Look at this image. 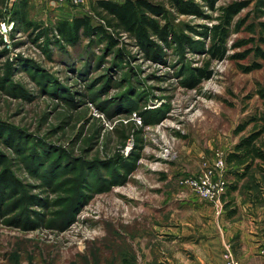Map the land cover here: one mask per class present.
<instances>
[{"label": "rangeland", "instance_id": "374dc122", "mask_svg": "<svg viewBox=\"0 0 264 264\" xmlns=\"http://www.w3.org/2000/svg\"><path fill=\"white\" fill-rule=\"evenodd\" d=\"M24 1L34 26L0 30V123L13 131L0 129V173L18 186L0 197V264H140L144 244L155 254L170 239L162 227L184 224L189 187L180 179L213 167L253 124L237 126L264 112V0H216L203 4L205 17L175 13L197 50L161 42L159 57L127 35L117 46L100 35L58 39L55 23L91 13V0ZM236 1L245 6L225 58L212 61L211 78L184 86L206 63L199 32ZM7 5L0 0V25Z\"/></svg>", "mask_w": 264, "mask_h": 264}, {"label": "trees", "instance_id": "16d2710c", "mask_svg": "<svg viewBox=\"0 0 264 264\" xmlns=\"http://www.w3.org/2000/svg\"><path fill=\"white\" fill-rule=\"evenodd\" d=\"M200 1V2H199ZM216 0H91V13L76 15L72 19L63 18L55 23L54 31L58 39L68 43L76 44L81 35L88 37L100 35L107 40L110 46H117L121 37L127 35L135 40L136 44L151 57H159L163 51L161 42L167 46H174L185 52L187 48L197 50V40L189 33L182 31L175 23V13L178 15H193L205 17L207 14L203 4L215 7ZM13 11L16 23L34 26L28 20L27 5L24 0H18ZM245 6L243 2H232L221 7L220 15L216 22L210 27L205 26L204 31L199 33L209 41L208 46H201L204 52L206 63L204 66L192 67L184 78V86L189 88L197 87L204 79L211 78L213 70L210 64L213 60L225 58L229 47L227 39L233 18ZM261 31L264 32V22L260 23ZM188 30V29H186ZM258 50V49H257ZM258 54L264 58V52L258 50ZM257 54V55H258ZM251 70V67H247ZM264 97V92L262 93ZM253 124L251 130L240 138L235 146L226 154V164L229 173L233 176L232 183L223 199L237 187L238 181L248 176L255 168L264 174V112L249 117L245 122L240 123L235 132L244 131L246 127ZM3 132H13L8 125L0 123ZM3 164L0 158V166ZM13 175L7 170L0 173V197L4 195V187L17 189L14 184ZM16 194V193H15ZM24 203L23 197L17 199L14 209H18ZM231 201L224 205L228 213L234 214L236 208H230ZM123 264H134L125 258Z\"/></svg>", "mask_w": 264, "mask_h": 264}, {"label": "crops", "instance_id": "0c3cea01", "mask_svg": "<svg viewBox=\"0 0 264 264\" xmlns=\"http://www.w3.org/2000/svg\"><path fill=\"white\" fill-rule=\"evenodd\" d=\"M228 183L233 176L226 173ZM231 201L234 214L225 209L216 215L215 209L192 189L184 188V224L162 227L170 239L144 246L149 254L140 264H225L223 245L230 243L241 264H260L264 251V174L253 168L238 181L235 190L224 198ZM168 236V237H169Z\"/></svg>", "mask_w": 264, "mask_h": 264}, {"label": "built area", "instance_id": "2783aa9c", "mask_svg": "<svg viewBox=\"0 0 264 264\" xmlns=\"http://www.w3.org/2000/svg\"><path fill=\"white\" fill-rule=\"evenodd\" d=\"M49 5L56 6L70 3L72 5L81 6L86 0H42ZM18 0H7V19L0 25L1 33L7 36L8 32L16 27V20L13 17V9ZM166 153L170 154L169 150ZM226 156H221L218 162L213 166L206 168L199 177H188L180 179V183L188 186L202 198L212 203L216 215H221L224 211L223 196L228 188V181L225 177L227 170ZM223 259L225 264H241L240 259L235 255L230 243L225 242L223 245ZM264 264V251L261 253V263Z\"/></svg>", "mask_w": 264, "mask_h": 264}]
</instances>
